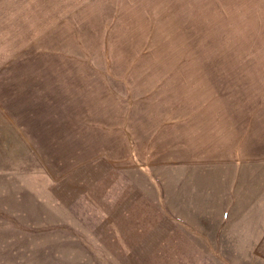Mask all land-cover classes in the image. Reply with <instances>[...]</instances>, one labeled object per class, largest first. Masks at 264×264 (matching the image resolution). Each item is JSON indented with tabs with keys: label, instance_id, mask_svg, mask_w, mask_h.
<instances>
[{
	"label": "rangeland",
	"instance_id": "374dc122",
	"mask_svg": "<svg viewBox=\"0 0 264 264\" xmlns=\"http://www.w3.org/2000/svg\"><path fill=\"white\" fill-rule=\"evenodd\" d=\"M203 145L264 153V0H0V264H264Z\"/></svg>",
	"mask_w": 264,
	"mask_h": 264
},
{
	"label": "crops",
	"instance_id": "0c3cea01",
	"mask_svg": "<svg viewBox=\"0 0 264 264\" xmlns=\"http://www.w3.org/2000/svg\"><path fill=\"white\" fill-rule=\"evenodd\" d=\"M214 135V139L217 137V141L220 143H225V136L223 135V133H220L218 131L213 133ZM223 135V136H222ZM202 147L197 148V151H200ZM203 150L206 151V155L203 156L204 159H264V153L263 154H258V151L256 150L254 152V154L252 156H247L245 154V151L242 150L241 148L238 149L237 151V155L235 156L234 154H231L229 151V155H221L219 153V149L218 148H211L210 147H206L203 145ZM195 156V153H194ZM199 158V157H197ZM255 174H254V179H251L249 181L253 182V187L252 189H249L248 191L246 190V186L244 185V190L240 193L241 197L239 198L240 202L238 204L239 206V224L242 225L245 230L247 231H251L249 229H246V224L250 223V224H254V232L251 231L252 236H249L250 238H253L256 241H264V167L259 169H255L254 170ZM247 175H251L248 174L247 169L244 170H240V182H247ZM249 192V191H251ZM247 208H249V215L252 217H250L247 220ZM263 218V220L261 221V218ZM245 238V237H243ZM258 249V248H257ZM256 249V250H257ZM260 249L264 255V244H262L260 246ZM259 250V249H258ZM260 253V251H259Z\"/></svg>",
	"mask_w": 264,
	"mask_h": 264
}]
</instances>
